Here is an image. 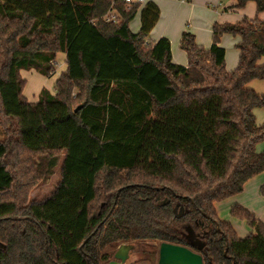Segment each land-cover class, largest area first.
<instances>
[{"label":"trees","instance_id":"1","mask_svg":"<svg viewBox=\"0 0 264 264\" xmlns=\"http://www.w3.org/2000/svg\"><path fill=\"white\" fill-rule=\"evenodd\" d=\"M160 14L154 0H0V264H106L124 243L157 264L162 242L204 264H264V222L234 204L242 237L216 209L264 172V94L249 86L264 79V20L216 22L210 47L185 30L182 65L168 37H149ZM225 34L240 37L233 70ZM59 52L55 91L29 101L21 71L52 76ZM61 156L53 190L29 198Z\"/></svg>","mask_w":264,"mask_h":264},{"label":"crops","instance_id":"2","mask_svg":"<svg viewBox=\"0 0 264 264\" xmlns=\"http://www.w3.org/2000/svg\"><path fill=\"white\" fill-rule=\"evenodd\" d=\"M154 1L159 5L161 14L158 22L150 33V39L158 40L161 37H168L171 41L173 61L182 65H187L188 63L187 54L185 52L186 55H180L179 59H177L175 57V48H181V36L185 30L193 32L196 36V41L200 45L210 47L212 44L213 25L216 22H238L242 17H248L245 14V10L248 7L252 10V4L254 3H251L252 1H250L244 7L238 8L236 7L237 2L235 0H186L185 2L180 0ZM230 11L235 13L236 16H231ZM259 14H261L259 15L260 18L257 17L260 20H264V13ZM137 17L139 18V22L137 21L136 30H134L130 24L131 29L134 32H137L140 28V13L136 15L135 19ZM135 19L132 22H134ZM239 40L240 37L230 34H225L221 38L220 44L226 49V67L228 70H233L238 65L240 52L236 47V43ZM262 62H264V58L262 59ZM31 72L33 73L37 71L33 69ZM37 73L42 75L39 72ZM21 74L27 81L28 79L23 75V71ZM249 86L258 93L264 94V79L253 80L250 82ZM47 89L52 90L50 87ZM40 91L41 88L39 92H37V98H35L36 96L33 97L35 100H30L25 95L24 91L23 93L29 101L35 102L38 100ZM255 110L256 120L258 119V115H260V118L264 121V107H259ZM258 144L260 147H257V150L264 151V141Z\"/></svg>","mask_w":264,"mask_h":264},{"label":"rangeland","instance_id":"3","mask_svg":"<svg viewBox=\"0 0 264 264\" xmlns=\"http://www.w3.org/2000/svg\"><path fill=\"white\" fill-rule=\"evenodd\" d=\"M253 3V2H251ZM253 8L250 10L248 7L245 10V14L250 18V19H255L257 16L259 17L255 4L253 3ZM231 12V11H230ZM264 13V12H262ZM231 16H236L235 13H230ZM253 16V17H251ZM264 16V15H263ZM260 18V17H259ZM243 19V17L241 18ZM240 19V20H241ZM137 21L139 22V18L137 17L134 22L131 23V26L134 30H136L137 27ZM151 36V35H150ZM149 36V37H150ZM178 53V54H177ZM179 55V56H178ZM180 55H186L185 51L177 47L175 48V57L179 59ZM58 57H56V72L55 75L52 76H44V75H39L37 72H31V70H22L23 75L27 77L26 84L24 86V93L25 95L30 99L33 100L34 96L37 98V92H39L40 88L41 90L45 88H52V91H55V80L57 79L56 77H59L62 73L66 71L67 63H66V54L63 52H59L57 54ZM21 71V72H22ZM84 92V90H83ZM84 98L81 97L80 100H76L73 102V105L75 106L77 103H79L82 99ZM35 100V99H34ZM256 111V110H255ZM1 118V115H0ZM257 122L259 124L263 123L264 121L260 118V115H258ZM4 128L0 124V138L4 137ZM261 143V142H260ZM259 144H257V147ZM61 155L63 156L62 152ZM60 158L59 164L55 168V173L51 175L50 179L48 181L44 180H37L34 181L35 184L33 187L29 188V198H35L37 200L42 199L46 195H48L53 188L55 187L59 177H60V166H61V159ZM264 183V172L252 177L245 185L244 190L240 193L237 194L231 198L222 200L220 202L216 203V209L218 216L222 219L229 220L233 223L235 229L237 230V233L239 236H246L249 234V232L252 230L251 227L248 225L247 221L244 219H240L237 217L232 216L231 214V207L239 203L252 212L255 213V215L261 219L264 222V197L261 193V185ZM148 248V246L144 245L141 246V244L136 245V249L130 251V257L127 261L128 264H149L145 259H143L144 253L142 252V249Z\"/></svg>","mask_w":264,"mask_h":264},{"label":"water","instance_id":"4","mask_svg":"<svg viewBox=\"0 0 264 264\" xmlns=\"http://www.w3.org/2000/svg\"><path fill=\"white\" fill-rule=\"evenodd\" d=\"M81 105L76 108V111ZM5 248V245L0 242ZM134 249L131 243H124L119 246L115 252L114 259L106 264H125L129 257V253ZM157 264H204L203 257L200 253L183 245L169 242H162L159 246V254Z\"/></svg>","mask_w":264,"mask_h":264},{"label":"built area","instance_id":"5","mask_svg":"<svg viewBox=\"0 0 264 264\" xmlns=\"http://www.w3.org/2000/svg\"><path fill=\"white\" fill-rule=\"evenodd\" d=\"M126 1V3L128 4V5H131V4H133V3H140V4H145L147 1H149V0H125ZM180 1H182V2H185L186 0H180ZM114 17V16H113ZM111 17L109 16V15H107L106 16V19H110Z\"/></svg>","mask_w":264,"mask_h":264},{"label":"flooded vegetation","instance_id":"6","mask_svg":"<svg viewBox=\"0 0 264 264\" xmlns=\"http://www.w3.org/2000/svg\"><path fill=\"white\" fill-rule=\"evenodd\" d=\"M131 244H133V243H131ZM133 245H134V249H133V250H135V249H136V245H135V244H133ZM131 251H132V250H131ZM129 257H130V253H129ZM129 257H128V259H129ZM128 259L126 260L125 264H128V263H127Z\"/></svg>","mask_w":264,"mask_h":264}]
</instances>
